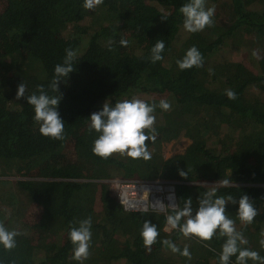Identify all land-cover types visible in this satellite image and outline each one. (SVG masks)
I'll return each instance as SVG.
<instances>
[{"label": "trees", "instance_id": "1", "mask_svg": "<svg viewBox=\"0 0 264 264\" xmlns=\"http://www.w3.org/2000/svg\"><path fill=\"white\" fill-rule=\"evenodd\" d=\"M186 2L104 0L87 10L83 0H0V221L23 233L14 249L0 245V264H78L68 231L70 222L88 216L91 244L84 264H219L224 238L217 234L204 242L166 232L171 209L124 210L106 180L115 176L175 180L177 203L182 207L191 198L194 209L210 187L237 202L247 195L259 210L252 224H240L238 203H227L226 214L243 230L245 247L264 256V0H206V7L215 5L214 25L196 33L183 28L179 8ZM157 40L165 48L153 64L148 57ZM192 46L203 66L180 70L176 61ZM66 48L77 58L75 71L58 83L65 139L55 140L39 132L33 106L17 100L16 91L23 81L26 95L37 85L54 95L49 84ZM228 89L236 100L227 98ZM134 96L172 105L155 110L158 135L146 141L151 159L94 155L99 133L89 131L90 115L105 100ZM181 137L189 139L184 149L165 156L162 145ZM225 179L232 183L222 185ZM145 220L160 233L150 252L140 236ZM164 239L181 249L188 245L192 259L173 254Z\"/></svg>", "mask_w": 264, "mask_h": 264}, {"label": "clouds", "instance_id": "2", "mask_svg": "<svg viewBox=\"0 0 264 264\" xmlns=\"http://www.w3.org/2000/svg\"><path fill=\"white\" fill-rule=\"evenodd\" d=\"M104 3V0H83V7L87 10H94ZM179 12L183 16V28L188 33L203 31L206 27L214 25L213 16L215 14V5L206 7V0H187L180 8ZM162 19L166 17L162 16ZM109 41V50L112 51ZM120 45L127 47L128 40L121 39ZM165 44L163 40H157L150 50L148 59L155 64L163 59L162 53ZM65 57L62 63L54 67V77L49 84V88L54 95H49L43 85H37L35 91L26 95L27 85L22 81L17 86L16 99L23 97L27 104L33 106L34 122L39 125V132L46 137L55 140H63L64 121L61 119L57 110L58 104L62 99V94H58V83L68 77L69 73L75 71L74 61L77 58V52L71 48L65 49ZM256 53L254 52L253 55ZM180 70H186L193 67L203 66V56L196 46L190 47L182 59L176 61ZM211 73L212 70L209 69ZM225 95L229 100H236L237 95L233 90H226ZM159 108L162 111H170L171 102L161 99L159 103H148L137 97L131 99L117 100L114 104L111 102L103 103L102 110L92 113L89 117L88 129L99 133L93 141L92 152L94 155L107 159L113 154L127 156L133 160H149L152 153L148 149L146 141L155 142L158 135L156 128L155 110ZM147 130V131H146ZM181 177H187L186 171L179 170ZM232 181L225 179L221 182L227 186ZM216 187L202 194L197 200V207L193 208L191 198L184 199L183 206L179 203H164L157 201L155 205L161 210L171 208L172 214L166 215V232L177 230L185 238L195 237L200 241H210L217 234L224 238L221 250L218 253L219 264H232V257H235V264H248V261L254 264H264V256L258 251L245 247L248 244L243 230H237L236 221L230 218L226 213L225 205L229 202L238 203L237 218L243 227L252 224L254 218L259 214V210L247 195H242L238 202L231 195L217 196ZM173 200V197H169ZM6 218L10 211L5 209ZM92 218L88 216L76 222H70L68 238L72 243L71 259L78 264H84L89 258L91 244ZM23 233L12 229L9 230L3 221H0V245L5 250H12L16 247V237ZM157 225L145 220L142 224L140 236L143 245L147 251H151V246L157 242L159 236ZM264 236V232L261 233ZM161 243L173 254L178 253L187 260L192 259L189 246L185 245L181 249L170 239H164ZM260 245L264 248V239L260 240ZM205 247L215 251L210 244L205 243Z\"/></svg>", "mask_w": 264, "mask_h": 264}, {"label": "built area", "instance_id": "3", "mask_svg": "<svg viewBox=\"0 0 264 264\" xmlns=\"http://www.w3.org/2000/svg\"><path fill=\"white\" fill-rule=\"evenodd\" d=\"M106 180L117 201L126 211H155L166 214L171 208L161 210L155 203L157 201L165 205L177 203L176 181L172 179L115 176ZM170 196L173 197L171 201Z\"/></svg>", "mask_w": 264, "mask_h": 264}, {"label": "rangeland", "instance_id": "4", "mask_svg": "<svg viewBox=\"0 0 264 264\" xmlns=\"http://www.w3.org/2000/svg\"><path fill=\"white\" fill-rule=\"evenodd\" d=\"M240 54L237 53L235 58L240 59ZM189 139L186 137H181L179 139H173L162 145V151L165 156H169L172 153L182 151L184 147L188 144Z\"/></svg>", "mask_w": 264, "mask_h": 264}]
</instances>
